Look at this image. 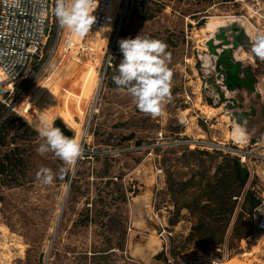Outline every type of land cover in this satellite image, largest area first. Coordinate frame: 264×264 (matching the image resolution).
Returning a JSON list of instances; mask_svg holds the SVG:
<instances>
[{
  "label": "rangeland",
  "instance_id": "374dc122",
  "mask_svg": "<svg viewBox=\"0 0 264 264\" xmlns=\"http://www.w3.org/2000/svg\"><path fill=\"white\" fill-rule=\"evenodd\" d=\"M120 2L114 0L99 31L72 35L70 43L54 15L46 52L57 48L55 57L45 73L37 77V68L22 84L17 109L25 117L14 113L24 134L15 138L24 143L26 175L21 186L0 185V264H264V235H234L248 194L264 195V163L256 158L264 150V61L238 51L245 61L240 76L248 81L235 91L214 70V58L208 66L204 62L215 27L229 19L246 20L254 44L264 33V0H129L113 44ZM138 34L164 41L171 53V98L157 115L140 111L113 82L123 58L119 41ZM58 118L84 148L70 171L73 186L60 172L66 166L59 158L36 151L43 142L38 128ZM241 148L255 157L225 241L197 250L187 241L196 221L188 209H181L176 227L169 225L177 208L166 170L188 179L185 162L198 157L184 159V150H205L210 155L202 170L213 178L221 153L235 157ZM42 167L56 174L52 184L36 180ZM191 197L192 191L176 199L181 205ZM253 248L259 252L246 256Z\"/></svg>",
  "mask_w": 264,
  "mask_h": 264
},
{
  "label": "trees",
  "instance_id": "16d2710c",
  "mask_svg": "<svg viewBox=\"0 0 264 264\" xmlns=\"http://www.w3.org/2000/svg\"><path fill=\"white\" fill-rule=\"evenodd\" d=\"M15 113L0 102V185L8 188L21 186L22 178L26 175L24 143H18L15 138L24 133H20L22 129L17 125ZM12 131L15 134L9 139ZM189 155L198 158L185 162L191 171L188 179H179L171 168L166 170L168 191L173 205L177 208L169 220V225L176 227L180 223L181 209H188L196 221L187 241L193 242L197 250L204 252L222 245L225 241L236 211L237 200L244 192L251 175L239 157L221 153L223 161L217 166L214 177L210 178L206 175L207 170H202L205 157L210 153L205 150L185 149L182 157L187 159ZM66 177L73 186L74 180L70 171L66 173ZM190 191L193 192L192 200L180 205L177 195H188ZM248 198V209L240 215L239 224L235 228L234 235L237 239L252 235V214L261 203V199L252 192L248 194ZM162 254H158L157 258Z\"/></svg>",
  "mask_w": 264,
  "mask_h": 264
},
{
  "label": "clouds",
  "instance_id": "9594fccd",
  "mask_svg": "<svg viewBox=\"0 0 264 264\" xmlns=\"http://www.w3.org/2000/svg\"><path fill=\"white\" fill-rule=\"evenodd\" d=\"M99 0H55L54 15L62 30L70 35L85 37L96 21L93 12ZM122 60L117 66L113 82L125 90L134 100L137 108L148 115H157L163 105L171 98L173 73L169 67L171 53L168 45L161 40L138 34L135 38L119 41ZM252 53L264 61V33L255 37ZM42 143L36 151L40 155L53 153L66 166L61 173L71 171L82 157V143L73 135L66 136L59 127L44 122L38 128ZM56 174L52 169L42 167L36 172V180L44 185L54 182Z\"/></svg>",
  "mask_w": 264,
  "mask_h": 264
},
{
  "label": "built area",
  "instance_id": "2783aa9c",
  "mask_svg": "<svg viewBox=\"0 0 264 264\" xmlns=\"http://www.w3.org/2000/svg\"><path fill=\"white\" fill-rule=\"evenodd\" d=\"M122 1L119 5V13L112 22L113 28L117 24L118 30L123 10L129 3V0H124V8L121 9ZM113 3L114 0H99L98 7L93 12L96 21L91 29L100 30L107 20L108 13L112 11ZM54 8L55 0H0V102L21 117L25 116L17 109V99L19 100L22 84L33 78L37 68H39L37 77L45 73L55 57L57 48L49 53L46 52L54 25ZM116 29L115 27L113 44L118 35ZM63 34L62 37L61 32L59 33L57 41L59 42L62 37L70 43L72 35L67 34L66 30ZM113 48L112 45L111 56ZM108 61L109 65H112L110 57ZM24 111L27 113L29 109ZM258 144L260 142L254 143V145ZM262 146L264 148V140ZM239 151L242 154H234L241 158V163L249 169L248 166L255 157L253 151L244 148ZM258 156L256 158L264 163V150ZM252 217L253 235H264V195Z\"/></svg>",
  "mask_w": 264,
  "mask_h": 264
},
{
  "label": "water",
  "instance_id": "95a60500",
  "mask_svg": "<svg viewBox=\"0 0 264 264\" xmlns=\"http://www.w3.org/2000/svg\"><path fill=\"white\" fill-rule=\"evenodd\" d=\"M207 44L211 52L205 53L204 62L208 66L212 63L213 58L215 59L214 70H219L218 75L222 77L227 90L235 91L245 87L244 84L247 83L248 79H243L240 76L241 64L245 61L239 58L237 53L241 49L252 53L253 37L247 22L238 18L229 19L224 24L217 25ZM249 72V70L243 71L246 76ZM54 126L59 127L66 136H75L61 118L55 120Z\"/></svg>",
  "mask_w": 264,
  "mask_h": 264
},
{
  "label": "bare ground",
  "instance_id": "6f19581e",
  "mask_svg": "<svg viewBox=\"0 0 264 264\" xmlns=\"http://www.w3.org/2000/svg\"><path fill=\"white\" fill-rule=\"evenodd\" d=\"M205 111L206 112H209L210 110H209V108H206L205 109ZM65 203V202H64ZM64 206V205H63ZM259 252V248H253L252 250H251V252L249 253V255H246V256H251V255H253L254 253H258ZM226 264H250V263H243V262H237V261H235L234 259H232L231 261H229L228 263H226Z\"/></svg>",
  "mask_w": 264,
  "mask_h": 264
}]
</instances>
